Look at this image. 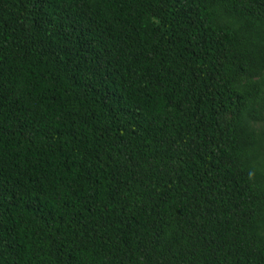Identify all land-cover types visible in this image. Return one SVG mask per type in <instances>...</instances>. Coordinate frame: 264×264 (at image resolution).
I'll return each instance as SVG.
<instances>
[{"label":"trees","instance_id":"obj_1","mask_svg":"<svg viewBox=\"0 0 264 264\" xmlns=\"http://www.w3.org/2000/svg\"><path fill=\"white\" fill-rule=\"evenodd\" d=\"M0 264H264V0H0Z\"/></svg>","mask_w":264,"mask_h":264}]
</instances>
